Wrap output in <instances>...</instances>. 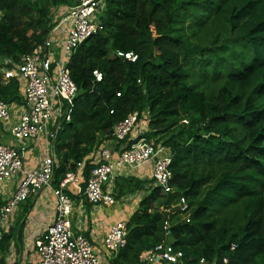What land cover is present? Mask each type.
I'll use <instances>...</instances> for the list:
<instances>
[{
    "label": "trees",
    "instance_id": "trees-1",
    "mask_svg": "<svg viewBox=\"0 0 264 264\" xmlns=\"http://www.w3.org/2000/svg\"><path fill=\"white\" fill-rule=\"evenodd\" d=\"M76 3L0 0V55L22 62L49 36L57 8ZM100 21L69 63L78 92L54 142V185L85 161V188L90 154L131 113H147L144 135L117 149L142 137L170 149L171 192L152 179H116L119 200L152 185L112 264H147L141 255L164 241L183 253L174 264H264V0H105ZM0 97L22 102L19 82L0 73ZM182 197L189 221L172 210ZM14 234L0 240V264Z\"/></svg>",
    "mask_w": 264,
    "mask_h": 264
},
{
    "label": "built area",
    "instance_id": "built-area-1",
    "mask_svg": "<svg viewBox=\"0 0 264 264\" xmlns=\"http://www.w3.org/2000/svg\"><path fill=\"white\" fill-rule=\"evenodd\" d=\"M105 0H77L73 6L57 8L55 22L49 36L22 62L0 55V73L17 80L23 90L22 110L15 121L11 104L0 97V124L10 130L14 141L24 143L36 137L53 145L62 126L65 107L75 99L78 86L71 76L69 63L75 50L101 28L100 14ZM119 55L135 60L133 53ZM96 83L103 80V73L94 71ZM134 112L119 122L113 137L98 147L89 159L94 164L86 181L85 195L93 205L112 206L117 203L109 188L114 179L127 170L151 169L149 178L163 192L170 193L172 173L171 152L156 140L142 137L131 148L117 149L119 141L144 135L148 129V114ZM11 124V125H10ZM115 147H111L110 144ZM56 155L47 153L36 168H27L24 155L15 144L0 135V240L10 226L11 217L18 206L43 190H50L56 198L55 216L46 229L34 240L38 260L26 264H102V259L90 239L73 228L74 200L68 193L71 184L82 181L78 173L85 161L78 162L76 169L67 172L58 186L54 185ZM6 189V190H4ZM179 209L189 221V205L181 198ZM166 236L171 235L167 224ZM129 229L127 221L113 224L104 240V249L111 258L127 244ZM183 256L169 242H162L141 255L150 264H174ZM202 264H228L222 261H207Z\"/></svg>",
    "mask_w": 264,
    "mask_h": 264
},
{
    "label": "crops",
    "instance_id": "crops-1",
    "mask_svg": "<svg viewBox=\"0 0 264 264\" xmlns=\"http://www.w3.org/2000/svg\"><path fill=\"white\" fill-rule=\"evenodd\" d=\"M22 87V85L19 83ZM23 99V90L20 88ZM22 102H13L11 104L15 121L18 119L22 110ZM11 125V124H10ZM0 135L6 141L15 144L21 149L24 155V162L27 168H36L41 164L42 159L47 153L55 154L54 143L47 147L46 141L41 137H36L24 143L14 141L10 130L4 124H0ZM111 147H115L112 143ZM168 149V148H167ZM170 152L171 150L168 149ZM84 171L79 169L78 173L82 178L80 184H71L68 193L74 200V210L72 214L73 228L78 233H83L92 242L93 246L99 252L102 264H112V259L104 249V240L110 227L117 221H128L134 212L139 208V204L144 196L149 192L152 184H148L146 189L132 195H127L117 199V203L112 206L93 205L85 195ZM151 169L127 170L124 175L136 176L141 179H149ZM119 177V176H118ZM110 184L109 188L114 193L115 182ZM155 185V184H153ZM6 190V189H4ZM0 201H3L0 196ZM56 198L49 190H43L38 194L29 197L22 202L11 217L10 228H15L12 245L7 253L8 264H26L31 260H38V254L34 249V240L41 235L47 225L52 222L55 216ZM116 256V255H115ZM150 264V263H147Z\"/></svg>",
    "mask_w": 264,
    "mask_h": 264
},
{
    "label": "water",
    "instance_id": "water-1",
    "mask_svg": "<svg viewBox=\"0 0 264 264\" xmlns=\"http://www.w3.org/2000/svg\"><path fill=\"white\" fill-rule=\"evenodd\" d=\"M94 90L99 92L103 96V98L105 99L106 102H109V100L112 97L111 91L99 86V84L95 85ZM176 209H179V205H176L172 210H176Z\"/></svg>",
    "mask_w": 264,
    "mask_h": 264
}]
</instances>
